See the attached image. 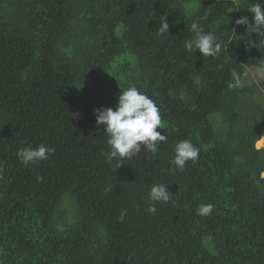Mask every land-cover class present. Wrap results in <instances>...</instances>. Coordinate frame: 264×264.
Masks as SVG:
<instances>
[{
    "label": "trees",
    "instance_id": "obj_1",
    "mask_svg": "<svg viewBox=\"0 0 264 264\" xmlns=\"http://www.w3.org/2000/svg\"><path fill=\"white\" fill-rule=\"evenodd\" d=\"M204 1L0 0L3 264H264V74L259 86L249 76L264 48L235 24L253 22L248 0ZM193 20L222 42L218 57L185 49ZM232 69L248 73L240 86ZM130 84L157 103L167 141L115 169L93 112ZM182 139L200 154L180 172ZM40 143L49 159H18ZM156 183L171 198L151 215Z\"/></svg>",
    "mask_w": 264,
    "mask_h": 264
},
{
    "label": "clouds",
    "instance_id": "obj_2",
    "mask_svg": "<svg viewBox=\"0 0 264 264\" xmlns=\"http://www.w3.org/2000/svg\"><path fill=\"white\" fill-rule=\"evenodd\" d=\"M247 11L252 14L253 22L250 23L247 16H240L235 19L236 25H243L250 28L253 34L257 35L258 42L248 43L257 49L264 48V0H255L247 6ZM160 26L157 29L158 35L168 33L169 25L165 17H160ZM189 31L192 33L190 39L184 41L185 49L189 52L202 54L203 57H218L223 48L222 42L212 32L205 31L198 21L193 20ZM258 71L264 74V61L258 66ZM232 82L230 87L240 86L242 77H247V71L240 73L236 69L231 70ZM93 115L98 125L103 127L106 133V144L108 150L102 153L105 160L119 169L125 158H132L139 154L142 148L151 152L153 155L158 153L159 145L167 141V136L157 131V128L164 129L162 116L159 107L154 99L146 92L141 91L135 85H129L118 97V102L112 107H101L94 110ZM54 149L44 143L36 147H24L17 151L18 159L25 165L37 164L40 161L49 159ZM200 149L191 140L182 139L175 144L174 155L170 164L174 170L183 172L189 161L195 162L199 158ZM260 178L264 179V172L260 173ZM2 179V177H0ZM38 182L43 177H37ZM167 184H153L147 192L149 203L146 211L151 215H156L155 203L168 202L171 194L167 191ZM109 191L111 189H108ZM214 210L211 203L200 204L197 207V215L208 216ZM4 248L0 247V256L6 255ZM0 264L3 261L0 260Z\"/></svg>",
    "mask_w": 264,
    "mask_h": 264
},
{
    "label": "rangeland",
    "instance_id": "obj_3",
    "mask_svg": "<svg viewBox=\"0 0 264 264\" xmlns=\"http://www.w3.org/2000/svg\"><path fill=\"white\" fill-rule=\"evenodd\" d=\"M207 0H205L203 3H202V5H201V7L203 6V4L206 2ZM245 0H239V3H242V2H244ZM237 2V0H225V4H226V7H228V8H230V7H232L231 5H233V4H237V6H238V3H236ZM233 3V4H232ZM246 3H247V0H246ZM245 3V4H246ZM248 3H250V0H248ZM242 5H243V3H242ZM200 7V8H201ZM227 8V10H229ZM244 11H246L247 12V10H244ZM229 12V11H228ZM229 52H231V49L229 50ZM249 76H250V80L254 83V84H256L257 86H259V84H260V80H261V78H263L262 76H263V74L260 72V71H258V70H249ZM261 143V142H260ZM260 143H258L257 145H258V147L259 148H263L264 147V144H260Z\"/></svg>",
    "mask_w": 264,
    "mask_h": 264
}]
</instances>
